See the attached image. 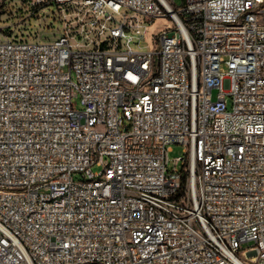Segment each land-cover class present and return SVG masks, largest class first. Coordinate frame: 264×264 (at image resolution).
<instances>
[{"label":"built area","instance_id":"obj_1","mask_svg":"<svg viewBox=\"0 0 264 264\" xmlns=\"http://www.w3.org/2000/svg\"><path fill=\"white\" fill-rule=\"evenodd\" d=\"M51 7L58 35L30 34ZM12 13L0 264H264V0H23Z\"/></svg>","mask_w":264,"mask_h":264},{"label":"rangeland","instance_id":"obj_2","mask_svg":"<svg viewBox=\"0 0 264 264\" xmlns=\"http://www.w3.org/2000/svg\"><path fill=\"white\" fill-rule=\"evenodd\" d=\"M182 0H177V4H181ZM4 4V11H6L5 15L0 17V27L10 26V24L21 22L22 17L19 15V13H12L13 10L18 11L22 9L23 0H0V5ZM54 11V7H51L50 9H47L45 12V18H44V26H47L46 28H43L44 30L39 31V22L36 19H32L28 25L25 26L27 30H29V33L32 35H37L40 33L44 39H52L54 38V34L59 33L60 29V23L52 21L51 13ZM44 14V13H43ZM53 23L54 30H50L49 27ZM142 46H146L147 42L143 41L141 43ZM184 154V147L180 145H174L172 147L171 152L169 153V157L171 161H173L175 158L181 156ZM93 171L97 172L100 171L99 167H93ZM76 180H81L82 177L80 175L75 177Z\"/></svg>","mask_w":264,"mask_h":264},{"label":"bare ground","instance_id":"obj_3","mask_svg":"<svg viewBox=\"0 0 264 264\" xmlns=\"http://www.w3.org/2000/svg\"><path fill=\"white\" fill-rule=\"evenodd\" d=\"M155 28H156V26H153V27H152V30L155 29Z\"/></svg>","mask_w":264,"mask_h":264}]
</instances>
